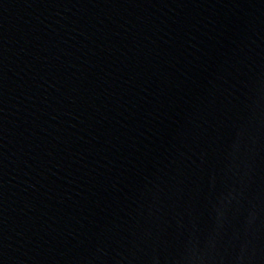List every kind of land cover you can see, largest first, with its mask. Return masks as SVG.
<instances>
[{
	"label": "water",
	"instance_id": "1",
	"mask_svg": "<svg viewBox=\"0 0 264 264\" xmlns=\"http://www.w3.org/2000/svg\"><path fill=\"white\" fill-rule=\"evenodd\" d=\"M0 264H264V0H0Z\"/></svg>",
	"mask_w": 264,
	"mask_h": 264
}]
</instances>
